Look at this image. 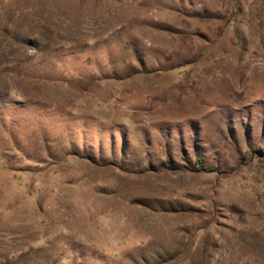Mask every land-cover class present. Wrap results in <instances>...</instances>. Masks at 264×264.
Listing matches in <instances>:
<instances>
[{"label": "rangeland", "instance_id": "374dc122", "mask_svg": "<svg viewBox=\"0 0 264 264\" xmlns=\"http://www.w3.org/2000/svg\"><path fill=\"white\" fill-rule=\"evenodd\" d=\"M0 264H264V0H0Z\"/></svg>", "mask_w": 264, "mask_h": 264}, {"label": "trees", "instance_id": "16d2710c", "mask_svg": "<svg viewBox=\"0 0 264 264\" xmlns=\"http://www.w3.org/2000/svg\"><path fill=\"white\" fill-rule=\"evenodd\" d=\"M211 169H213V168H211Z\"/></svg>", "mask_w": 264, "mask_h": 264}]
</instances>
